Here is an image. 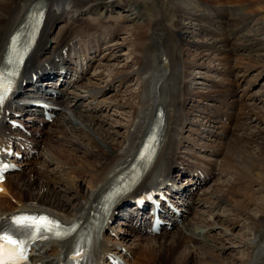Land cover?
<instances>
[{
    "label": "bare ground",
    "instance_id": "bare-ground-1",
    "mask_svg": "<svg viewBox=\"0 0 264 264\" xmlns=\"http://www.w3.org/2000/svg\"><path fill=\"white\" fill-rule=\"evenodd\" d=\"M150 1L155 3L154 1L156 0ZM32 2H36V0H0V59L8 35L17 23H19V20L21 21L25 9ZM179 2H182V0L168 1L167 6L162 8V14L161 12H156V9L154 11L152 10V14H156L153 18L154 20L149 21L148 16L142 10V2H138V0L130 2L128 0H43L46 8L43 25L39 32L37 43L25 64V73L28 80H30L33 74L37 75L38 78L34 83L16 89L13 93L14 97L12 102L3 111L4 115L6 112H11L7 117L17 122L22 128L21 130L16 129L15 134L24 137L26 140L28 139L29 143L32 144L37 152L31 156L33 159L22 162L18 173L7 176L2 185L1 193L7 197L0 194V219L11 212L24 210L42 212L61 222L70 223L77 214L84 213L88 209L91 199H95L117 175L122 166L127 163L131 152L136 147L139 136L145 133L151 121L153 110L159 107L163 111V117L165 118L159 155L152 171L131 196L132 198L138 196L141 191L148 187L163 186L167 192H171L172 189L177 188L176 190L178 191L173 193L178 201L181 202L183 209L187 211L190 208L195 209L196 207L202 209L208 208L209 211L207 210V213L209 216L206 213L207 218L202 219L203 222L200 220L198 222L194 221L192 223L194 227L192 225L187 226V223H185L183 228L186 232L182 230L183 228L172 227L169 231H161L155 237L148 238L147 240L144 238L145 243H143L142 237L138 236V233L135 232L136 229L129 225L132 224V220H129V212L124 215L126 222L124 221L123 226L119 227L116 231L111 226V223L117 215L113 219L110 216L103 225L105 229L97 238L99 241V251H114L113 248H110L113 244H121L124 246L125 243L127 244L131 241L129 245L132 250L135 247L147 255L142 256L141 260L143 261L147 258L146 261H148L149 257L152 256L155 258L159 257V264H190V259L195 257L196 260L194 261L196 263L198 262L197 259H199L200 264H216L211 258L212 255L210 256V253L205 250V246L213 250H218L217 248H219V252L222 250L220 247L215 248V246L209 243L210 240L206 238L207 233L212 229L211 227L215 229L217 226L216 220L221 218L230 228H239L244 223L247 236L252 238L248 239V241L246 240L247 242L245 244H241L246 249L244 251L245 254H242L246 257V260L244 259L245 264H264V168L260 165L264 163V142L260 137L261 133H243L246 123L250 121L248 117L251 114L253 115V112L246 109L251 112L246 114V110L240 108V106H243L240 101L242 102L243 99L249 100L251 97V95L248 96L249 93L247 92L249 86L255 85L262 75L259 76L260 72H258L254 79L245 80V75L251 68L248 67V64V66H240L239 62L236 59L234 60L233 57L237 56L238 58L239 53L237 51L240 47L235 43L231 48L229 47L228 44L233 39L231 36L226 38L220 35V37L206 40L204 43L195 41L191 34L186 31L187 28H185L186 25H184L183 19L185 18L187 22L189 21L190 25L194 20L196 23L204 20H208L210 23L214 19L212 16L203 19L204 16L200 14H193L189 11L188 13L182 10ZM116 9L124 10L123 12L127 10L126 15L119 18L120 23L118 24L121 25L116 24L117 26H114L115 24L111 21L108 22L104 19H102L103 21L90 22L91 20L89 21L79 17L82 13L93 10L97 11L99 16L103 18L107 14L113 15ZM186 14H188V17ZM159 15L163 17H158ZM189 16H194L195 19L192 20ZM66 17H68V20ZM64 21L65 28L59 30L55 42L51 43L53 47H51V44L47 46V43H50V34L55 24L63 23ZM126 24H133V28L129 31L126 30L124 28ZM147 27L150 28L149 35L146 32ZM104 31L110 33V37H117L121 33L128 32L133 47L131 51H128L133 61L139 65L138 69L131 72V74H135L139 78L141 84L139 93H137V97L135 96L136 101L133 99L135 106L129 108L132 110V114L129 118L126 136L123 141L113 143V141L108 140L111 139L108 133H104L99 127L96 128L99 131H95V126L100 125L103 120L96 117V114L90 115V113L92 111L97 112L100 109H98L99 104L113 103L106 102L103 99L100 101L96 98L110 90L112 92L119 91L118 88L113 89L114 84L118 83L119 85H123L124 81L131 75L125 70L126 66L124 64L122 67H120V64L112 66L120 68H115L106 82H100L102 85L91 82L89 79L90 75L87 73L84 78L86 84L80 83L75 85L70 96H64L66 100L69 99L70 107L66 105L65 108L58 110L56 112V119L51 124L34 115H27L26 111L34 112L28 106L29 102L33 100L25 103V98L35 99L41 97L42 91L54 92L56 96L51 99L52 104L59 102L60 96L62 95L60 94L61 87L57 88L53 85L49 90H42L41 85H35L38 79L43 78V76L51 77L50 75L56 72L58 62L59 74L58 77H55V82H58L62 86L66 84L67 75L73 77L77 73L69 67L72 64L81 63L90 70L92 64L100 54H102L101 57L105 62L111 59L115 60L113 52L117 48H120V46L115 43L102 50L100 43H102L103 39L101 37ZM258 42L247 37L242 42L243 45H240V51H248L247 53L250 54L249 57L248 55H241L245 58L247 57V60L255 57L258 62L263 63L261 64L262 67L260 66V68H263L264 56H252V52L263 51L264 49V46L263 48L257 47ZM159 49L163 51V59L156 63L154 56ZM190 49H202L205 53L200 55V52L197 51L196 59L194 58L195 61L191 62V58H182L184 53L190 52ZM103 51L105 52L103 53ZM216 52H219L222 57L216 59H220L223 63L219 70H215L226 76V78L229 76L231 79L225 78L223 82L213 83L214 91H208L206 93L189 92L188 80L191 76L188 72L189 69L191 67H206L204 64H201L203 62L202 59L205 57L208 59L211 55H215ZM231 61L232 63L234 62L233 66H231ZM144 62H146L147 66L145 69H142ZM258 62L257 64H259ZM54 66L55 70L53 68ZM62 71H64L63 75ZM102 75L103 73L95 76L91 74V78L99 79ZM244 76L243 81L239 82ZM178 83L181 84V88H177ZM79 89L81 92H79ZM29 91L32 92L33 96H29ZM237 91V98L236 100L233 99V102L231 100ZM252 96L256 95L252 94ZM200 100L212 101V104H214L213 102L219 104L215 108L211 107L215 114L205 118L206 123L202 125L197 124V122H192L189 119L195 108L193 104L199 103ZM19 101L24 102L25 105H20L18 108ZM87 102L90 106L88 109L84 105ZM259 102L262 105L264 100L260 99ZM114 104L116 106V103ZM121 105L124 104L122 103ZM251 106H253L250 107L251 109H257L258 111L259 108L254 104ZM61 107L62 105L59 104L58 108ZM27 108L29 110H25ZM171 108H175L173 111L175 112V116L170 113ZM176 109H180L182 113H177ZM220 112L228 122H236L238 119H244V123L239 124V122L235 128L243 133H241V137L237 138V141L244 143L246 150L243 147L237 146L235 149L236 158L231 157L230 154L232 152L227 154V156V152L224 154L221 151L224 148V144L220 140L225 138L226 133L229 132V128L231 127L228 123H220L221 125H218L217 121H215L217 118L216 115H219ZM262 112H264V109ZM263 119L258 116L255 121L262 122ZM193 125H197L199 128L203 126L204 128H202L201 133L208 136L203 137L200 135V132V134H197V129L191 128ZM206 126L214 131L211 129L207 130ZM82 128H85V131ZM87 131L89 134H87ZM90 132H96V135L99 134V140L94 139ZM13 133L9 126L0 127V136L5 134L11 135ZM103 133L107 137H103ZM192 136L205 140V144H197L195 142L196 139ZM186 146H189L190 149L194 148L203 154L209 153L215 157H221L224 154L222 159H219V167H215L211 161L197 159L205 164L206 168L202 169L201 173L208 178L219 175L223 176L224 170L222 171L220 167L222 166V161H225L228 165H232L230 164L232 161L234 167V163H238V160H240L241 164L248 166L246 170L239 169L240 171L232 168V177L226 183L227 185L216 183L217 181L215 180V183L213 182L214 185L212 184L214 192L208 193V191H202L199 194L190 195V188L193 185H189L188 180L178 183V181H181L180 179L176 180V183L179 185H174L175 178L171 176L173 169L181 168L188 171L189 168L198 167V165H193L184 159L186 154L183 151L185 149L182 152L181 149ZM66 147H69L70 150L67 151L65 149ZM225 148L227 147L225 146ZM77 154L80 155L77 156ZM249 161L251 162L249 163ZM158 162L160 166L156 170ZM227 173L229 172L227 171ZM17 174L20 176L12 180V177ZM80 182L81 184H79ZM256 185L258 189L252 190L254 188L253 186ZM179 187L183 188L179 189ZM10 189L13 190L10 191ZM9 198L12 202H10ZM221 206L228 209L229 215L226 217L221 216L217 212ZM111 219L112 221L108 225L107 222ZM167 221L169 222V220ZM219 221L221 222V220ZM111 228L118 238L116 241L111 236V232H113ZM123 231H128L130 235L129 239H125L123 238L124 235L120 236L118 234V232L123 233ZM223 231L225 236H230L227 232L229 229ZM222 240L226 243L229 241V238L225 237ZM67 245V241L64 244L56 242L48 243L49 254L43 258H41L40 253H37L38 257H34L36 252L32 250L30 264H35V262L41 264H57V261H59L57 260L58 255L62 254L63 248H66ZM218 263L226 264L222 259L218 260ZM228 263L230 264V262Z\"/></svg>",
    "mask_w": 264,
    "mask_h": 264
},
{
    "label": "rangeland",
    "instance_id": "rangeland-1",
    "mask_svg": "<svg viewBox=\"0 0 264 264\" xmlns=\"http://www.w3.org/2000/svg\"><path fill=\"white\" fill-rule=\"evenodd\" d=\"M128 1L130 2V1H133V0H128ZM134 1H136V0H134ZM168 1H170V0H156V1H154L155 3H152L150 0H138V2H142V5H141L142 6V10H144V13L148 16L149 21L154 20L153 18L155 17V14H156V13H154V15H153L152 14L153 13L152 10L154 11L156 9L155 10L156 12H161V14H162L163 13L162 12L163 11L162 8L164 6H167V4H168L167 2ZM238 2H240V3H238ZM179 4L182 7V10H185L186 12L189 11L190 13H193V14L194 13L200 14V15L204 16L203 19H205V17L207 18L209 16H212L213 19H214L213 22L210 21V23H209L208 20H204V21H198L197 22L198 24H197L196 21L194 20L195 17L194 16H189V17L192 18V20H194L193 23H191V25L189 24V21L187 22V20H185V18L183 19V23H184V25H186L185 28H187L186 31L189 34H191L192 38L195 41H199V42L201 41L202 43H204L206 40H211L212 38L220 37V35L225 36L226 38H229L231 36L233 39L231 40V43L228 44L229 47L231 48L234 45V43H235L237 46H239L241 48L240 45H243L242 42L245 41V39L248 37V38H252L254 41H259L257 47L258 48L259 47L263 48V46H264V0H182V2H179ZM123 11L124 10L121 11V10H117L116 9V10H114V12H113L114 14L113 15H108L107 14V15H105L106 17L104 16L102 18V17L99 16L97 11L91 10V11H88L87 13H83V15L79 16V17H83L85 19H88L89 21L90 20L91 21H95L96 19L101 18V19H104L105 21H108V22L111 21L113 24H115L114 26H117V25H121V24H118V23H120V19L119 18L121 16L122 17L125 16L126 13H127V10L125 12H123ZM186 16L188 17V14H186ZM158 17H163V16L159 15ZM66 19L68 20V17H66ZM118 19H119V21H118ZM215 21H218V22H215ZM223 22H225V23H223ZM168 23H169V21H168ZM168 23H167V25H168ZM64 24H65V21L63 23L60 22V23L55 24V26L53 27V30H52V32L50 34V38H49L50 39V43L48 42L47 46L50 45L51 43L55 42V39L57 37V34H58L59 30L60 29L62 30V29L65 28ZM174 24H175V22H174ZM132 25L133 24H130V25L126 24V25H124V28L129 31V30H131V28H133ZM147 30H149V31H147ZM147 30H146L147 35H149L150 28L147 27ZM107 35L109 36L110 33L104 31L103 36L101 37V39H103V37L107 38L106 40L103 39L102 43H100V47H102V50H104L107 46L113 45L115 43L118 44V46H120V48H117L113 52V56L115 57V60L111 59L110 61L105 62V60L102 59V57H101L102 54H100L96 58L97 60L94 62L93 67L89 71V75H90L89 79H90L91 82H94L95 84H100V82H103V81L106 82L109 79L110 75H112L113 70L115 68L122 67L123 64H124V66H126L125 70H127L128 74L129 73L131 74V72H133L134 70L139 68V65H137L135 63V61H133L132 56L129 54V51H131V49L133 48L132 47V43H131V37H130L129 33L128 32L121 33V34L117 35V37H110V36L107 37ZM119 44H121V45H119ZM51 47H53V44H51ZM240 48H238V51H237L239 53V55H238L239 59L236 56V57H233L234 60L236 59L239 62L240 66H244V65L248 66L249 65L248 67H250L251 69H249V71L246 73V75H245L246 78H245V76L242 77V79H240L241 81H239V82H242L244 78H245V80L254 79L256 77L255 75L258 72H260L259 76L262 75V77L258 80V82H256L257 84H255L253 86L250 85L251 87L249 86L250 89L248 90V93H249L248 96L251 95L249 100L248 99H243L242 102L240 101V103L243 105V106H240L241 109H243V110L248 109V110L253 112V115L251 114L248 117V119L250 121H248L246 123L243 133H245V132H246V134H249V133H255V134L261 133L260 137L262 138V140L264 142V127H263L264 126V119H263L264 118V114H262V113H264V112H262V110L264 109V103L261 105V103L259 102L260 99L264 100L263 99L264 98L263 97L264 96V67L260 68L261 64H263V63L258 62L257 59H255V57H253L252 59L249 58L250 60L249 59L247 60L246 59L247 57L245 58L242 55H244V56L248 55V57H249L250 54L247 53L248 51H243V50L240 51ZM197 51L200 52V55L202 53H205L202 49L201 50L190 49V52L189 53H184L182 58L185 59L186 57H188V58H191L190 59L191 62H194L195 59H196ZM104 52L105 51H103V53ZM258 55L264 56V49H263V51L260 50L258 52H252V56H256L257 57ZM216 58H222L219 52H216L215 55H211L210 58H208V59H207V57L202 59L203 62H201V64H204V66H206V67H204V68L203 67L202 68H198V67L197 68L196 67L192 68L191 67L192 69L191 68L189 69L188 72L191 74V76L189 78L190 82L188 80V84H189L188 91L189 92H192V93H195V92L206 93L208 91H214L215 88L213 87L214 86L213 83H215V82H223V79H225L226 76L221 74L219 71L215 70V69L219 70L222 67V63L223 62L220 59H216ZM162 59H163V51L161 49H159L155 53L154 60H155L156 63H158ZM262 59H263V57H262ZM257 62L259 64H257ZM230 63H231V66H233L234 62L232 63V61H231ZM119 64L121 65L120 67H112L114 65H119ZM146 66H147L146 62H144L143 65H142V69H145ZM232 69H233V67H232ZM261 69H262V71H260ZM100 73H103L101 78H99V79L91 78V74H93V76H95V75H98ZM231 77H234V76H231ZM226 79H231V78L229 76H227ZM232 81H234V80L232 79ZM83 84H86V81ZM140 84H141V81H139V78L135 74H131L124 81L123 86H122V84L119 85L118 83L114 84L113 89L115 90V89L118 88L119 91L116 90V91L112 92V90H110L109 92L105 93L104 95H102V96H100L98 98V100H102L103 99L106 102H113V103L109 104L108 106L106 105L107 108L102 104V107H103L102 110L99 109L101 111H97L95 113H90V115L96 114V117H98L100 120H103V122L100 125L95 126V129H94L95 131H99V130L96 129V128L99 127L100 130H102L104 133L105 132L108 133V135L111 136V139H108V140L113 141V143H118V141H123V139L126 136L128 121H129V118H130V116L132 114V110L129 109V108H131V106L132 107L135 106V101H136L135 96L137 95V93H139ZM100 85H102V84H100ZM241 86H242V84H241ZM179 87L180 88L182 87L180 83H178L177 88H179ZM190 88H191V90H190ZM79 92H81L80 89H79ZM83 93H84V90H83ZM237 94H238V91L236 92L235 96L232 98L231 101H233V99L236 100ZM252 94H255L256 96H252ZM31 98H35V97H31ZM114 100H116V101H114ZM114 103H116V106H115ZM117 103H119V104H117ZM122 103L124 105H121ZM130 103H131V105H130ZM213 103L214 104H212V103H210L208 101H204V100L203 101L200 100V102L196 103V104L194 103L193 106L195 108H194V111L192 112L193 114L189 117V119L192 122H197V124H199V125L205 124L206 123L205 122V118L210 117L212 115L211 114H209V115L206 114L207 108L204 107V105H212L211 106L212 108H215V106L216 107L219 106V104H217L216 102H213ZM253 104L257 108H259L258 111H257V109L253 110V109L250 108V107H253V106H251ZM84 105L86 106V109L90 108V106L88 105V102L84 103ZM99 105H98V107H99ZM234 105H235V103H234ZM174 109L175 108H171V110H170V113L172 115H174V113H175V112H173ZM248 110H246V114L251 113ZM92 112H94V111H92ZM176 112L177 113H182V111L180 109H176ZM223 112H225V111L223 110ZM229 112H232V111H229ZM233 113H234V111H233ZM255 116L256 117L260 116L261 119H263V121L262 122L261 121H255V119H256ZM217 118L218 119H216L215 121L218 120L220 122V120H222L220 118V116H218ZM238 120H236V122L235 121L231 122L232 125L230 124V127L232 128V130H231V128H229V132H230V130H231V132L230 133L229 132L226 133L225 138L222 139L223 141L220 140L224 144V148H223V150H221L222 153L225 154V152H227L226 153V155H227V154H230L232 152L230 155H231V157H234V158H236L235 157L236 156V154H235L236 150L235 149L237 148V146L243 147L246 150V147L244 146V143H242L241 141L240 142L237 141V138L241 137L240 135H242L243 133L241 131H238L235 128V126L239 122H240L239 124L244 123V121H243L244 119H242V120L238 119ZM218 121H217V123H218ZM222 121L225 122L226 119H224ZM218 125H221V124L218 123ZM112 126H113V128H112ZM206 127H207L206 128L207 130L211 129L208 126H206ZM191 128L197 129L196 133L200 134L202 132V128H204V127L201 126L199 128V127H197V125H193ZM82 129L84 130L85 128H82ZM107 130H109V131H107ZM211 130H213V129H211ZM80 132L82 133V131H80ZM87 134H89V132ZM90 134L92 135V137L94 139L99 140V138H98L99 134L96 135L97 134L96 132H93V133L90 132ZM103 134H101V135H103ZM200 135H202L203 137L208 136L206 134L204 135L203 133H201ZM103 137H107V136L104 134ZM192 137H194V136H192ZM195 139H196L195 142L197 144H200V145H203V143L205 144V140H202L200 138H195ZM237 143H238V145H236ZM225 146L227 148H225ZM252 146H254V145H252ZM263 148H264V146H263ZM65 149L67 151L70 150L69 147H66ZM227 149H228L229 152L227 151ZM248 149H250V148H248ZM182 150H184L183 152H186L185 154H189L188 156L187 155L185 156V159H188V161L193 162L194 160H192L191 158H199L200 157V158L206 159L208 161H212L213 165L215 167H217V166L219 167L220 160L224 156V154H223V156L221 155V157L219 156V157H215V158L214 157H211V158L208 157L207 158L205 155L197 153L196 150H194V149H188L187 147H184L183 149H181V151ZM253 152H255V151H253ZM251 154H252V152H251ZM78 155H80V154H77V156ZM189 157H191V158H189ZM71 159H72V157H71ZM241 161H242V159H241ZM250 162L251 161H249V163ZM238 163H234L235 165L233 167L232 161L230 162V164H232V165H228V163H225V161H222V166H220V167H221L222 171L223 170L225 171V172L223 171V176L222 175L216 176L212 181H210L206 186H204L203 189H201V191H208V193L214 192L213 191V185L215 183L214 182L215 180L217 181L216 183H220V184L228 183V181H230V179L232 177V171L231 170H233L234 168L238 169L237 171H240V170H243V169L246 170L248 165L241 164L240 160H238ZM225 165H226V167H225ZM260 165H261L262 168H264V166H263L264 163H261ZM227 171L229 173H227ZM18 176H20V175L17 174L16 176H13L12 180L17 179ZM174 180H175L174 181V185H179L178 183H176V178ZM79 184H81V182ZM10 187H11V185H10ZM253 187H252L253 188L252 190L258 189L257 185L253 186ZM11 190H13V189H10V191ZM5 197H7V196L5 195ZM10 202H12L11 199H10ZM207 210L209 211L208 208L207 209H202V208H197L196 207L194 209V211H192V213L187 216V220H189L192 217L197 218V220H195L197 222L200 220V218L201 219H205V218H207V214H208ZM220 215L223 216V217H226L227 215H229L228 209L227 208H223L222 209V214H220ZM208 216H209V214H208ZM219 220H221V222ZM216 222H217V226L215 227V229L213 227H211L212 229H210L211 231L209 232L210 235L208 234L207 238H208V240H210L209 243H211L213 246H215V248L220 247L222 250L219 252V248H217L218 250H213V249H209V248L206 249L207 252L210 253V256L212 255L211 258L214 260L213 262H215L217 264V261L222 259V260H224V262L226 264H229L228 262H230V264H241V263L245 264L246 263L245 262V260H246L245 258L246 257H245V255H242V254H245L244 251H246V249L244 247H242L241 244H245L248 241V239H252V238L250 236H247V233L245 231L246 229L244 227V223L241 226L242 228L241 227H239V228H232L231 227L230 228V227H228V225L226 223H224V221L221 218H218V220H216ZM228 229H229V231H227V232L230 234V236L229 235L225 236V233H224L223 230H228ZM118 234L120 236L124 235L123 238H125V239H129V237H130L128 231H123V233L118 232ZM234 234H236L235 237H234ZM132 235H135V234H132ZM138 236H140V235L138 234ZM220 236H222V237H220ZM225 237L229 238V241L226 242V243H224L223 240H222ZM144 238H145L144 236L141 238V239H143V243L146 242ZM147 239H148V237L146 238V240ZM214 240H216V241H214ZM211 241H213L214 243L211 242ZM219 241H221V242H219ZM232 241H234V242H232ZM238 241H239V243H238ZM130 242L131 241H129L127 244L129 245ZM236 245H237V247H236ZM223 246L226 247V248L224 249ZM133 250H135L136 253H135L134 258L132 259V264H143L141 259H142V256L146 255V254L143 251H141L139 249H136L135 247H133ZM137 252H139L138 253V257H137ZM151 258H152V260H151ZM158 258L159 257L155 258V257L150 256L149 260L146 261L148 259L147 258V259L144 260V262L146 261L147 264H154V263L159 264ZM192 259H193V261H192ZM194 260H196L195 257L191 258L190 259V264H200L199 259H197L198 260L197 263ZM155 261H157V262H155Z\"/></svg>",
    "mask_w": 264,
    "mask_h": 264
},
{
    "label": "snow or ice",
    "instance_id": "snow-or-ice-1",
    "mask_svg": "<svg viewBox=\"0 0 264 264\" xmlns=\"http://www.w3.org/2000/svg\"><path fill=\"white\" fill-rule=\"evenodd\" d=\"M37 23H39V19ZM8 91H10V88L5 87L2 79H0V104L6 99ZM0 180H2V177H0ZM13 223L21 228L28 229L33 239L43 232L53 233L57 237L65 234L62 233L58 222L44 216H19L14 218ZM25 243V241L13 239L9 235H0V264H23L26 258L24 253ZM80 255L81 253L77 251L76 256L79 257Z\"/></svg>",
    "mask_w": 264,
    "mask_h": 264
}]
</instances>
